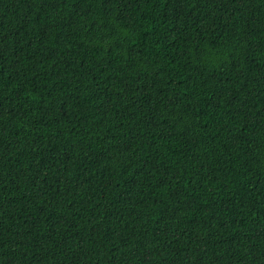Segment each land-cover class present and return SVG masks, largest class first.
<instances>
[{"label":"trees","instance_id":"16d2710c","mask_svg":"<svg viewBox=\"0 0 264 264\" xmlns=\"http://www.w3.org/2000/svg\"><path fill=\"white\" fill-rule=\"evenodd\" d=\"M0 264H264V0H0Z\"/></svg>","mask_w":264,"mask_h":264}]
</instances>
